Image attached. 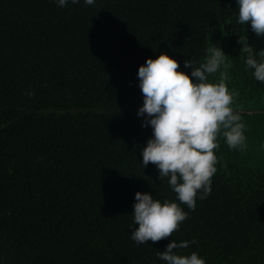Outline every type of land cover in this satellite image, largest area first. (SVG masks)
I'll return each mask as SVG.
<instances>
[{"label":"trees","instance_id":"1","mask_svg":"<svg viewBox=\"0 0 264 264\" xmlns=\"http://www.w3.org/2000/svg\"><path fill=\"white\" fill-rule=\"evenodd\" d=\"M0 264H264V0H0Z\"/></svg>","mask_w":264,"mask_h":264}]
</instances>
